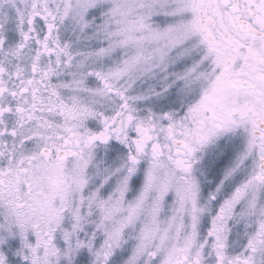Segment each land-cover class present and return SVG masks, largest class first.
Masks as SVG:
<instances>
[{"label": "snow or ice", "instance_id": "6c2138e0", "mask_svg": "<svg viewBox=\"0 0 264 264\" xmlns=\"http://www.w3.org/2000/svg\"><path fill=\"white\" fill-rule=\"evenodd\" d=\"M0 264H264V0H0Z\"/></svg>", "mask_w": 264, "mask_h": 264}]
</instances>
